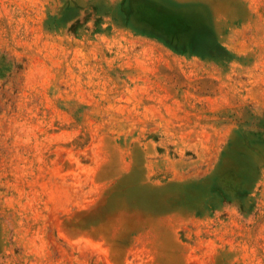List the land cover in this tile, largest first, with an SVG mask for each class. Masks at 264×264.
Returning <instances> with one entry per match:
<instances>
[{
    "label": "rangeland",
    "instance_id": "rangeland-1",
    "mask_svg": "<svg viewBox=\"0 0 264 264\" xmlns=\"http://www.w3.org/2000/svg\"><path fill=\"white\" fill-rule=\"evenodd\" d=\"M0 264H264V0H0Z\"/></svg>",
    "mask_w": 264,
    "mask_h": 264
}]
</instances>
